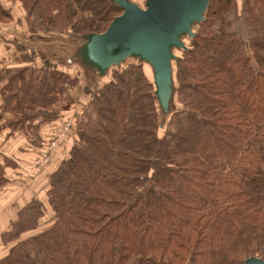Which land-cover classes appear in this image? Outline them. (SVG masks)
<instances>
[{"label": "trees", "instance_id": "1", "mask_svg": "<svg viewBox=\"0 0 264 264\" xmlns=\"http://www.w3.org/2000/svg\"><path fill=\"white\" fill-rule=\"evenodd\" d=\"M9 1L31 35L102 32L122 11L111 0ZM1 2L0 18L14 21ZM192 30L182 37L186 49H173L167 114L151 68L133 58L103 76L72 62L74 74L53 68L18 85L22 103L34 96L42 107L57 93L74 106L80 89L81 107L47 187L13 205L0 264L264 261V0H210ZM84 71L98 78L90 90ZM37 115L23 105L10 131ZM3 160L1 191L14 182L7 169L20 168Z\"/></svg>", "mask_w": 264, "mask_h": 264}, {"label": "water", "instance_id": "2", "mask_svg": "<svg viewBox=\"0 0 264 264\" xmlns=\"http://www.w3.org/2000/svg\"><path fill=\"white\" fill-rule=\"evenodd\" d=\"M210 0H111L122 11L102 32L81 35L82 43L72 55L99 76L128 58L148 64L152 71L155 95L163 114H167L174 93L171 62L173 49H186L183 36H194L192 28L205 19ZM244 264H264L251 257Z\"/></svg>", "mask_w": 264, "mask_h": 264}, {"label": "crops", "instance_id": "3", "mask_svg": "<svg viewBox=\"0 0 264 264\" xmlns=\"http://www.w3.org/2000/svg\"><path fill=\"white\" fill-rule=\"evenodd\" d=\"M13 23L14 22H11L9 24L10 27L0 23V146L4 149L11 150L6 153V155L18 163L19 167H22L25 172L29 173L30 170L28 168L31 167L30 161L35 151H37L36 149H38L40 145L42 147L44 146L46 140L45 136L48 135L49 131L52 129L51 124L53 122L54 113L56 112L57 116L61 117L65 116V113L68 114L71 108L70 98H64L63 95L57 93L59 99L56 102L53 101L47 107L39 105L34 96H30L22 103L21 94L17 90L18 85L26 84V81L31 77H43L46 75L47 70L53 68H58L59 70L74 74L73 72L77 67H73L75 69L70 71L71 65L69 60L66 64H61L58 67L49 66L50 60L54 55L52 51L53 42L48 40V38H50L49 36H52V33L31 35L23 25L22 28L20 25H17L18 27H11ZM39 41L43 44H38ZM55 58L58 60L57 57ZM85 72L86 71L82 72L83 77L86 74ZM16 73L20 76L21 84L16 83L18 82L17 78L10 79V77ZM68 93H70L69 90ZM50 96L53 95H49V97ZM23 105L31 108L32 114H38V117L32 124L29 126L26 125L24 127L25 129H14V131L12 130L13 132H11V128L9 127L10 119L14 117L15 113L20 108L23 109ZM57 159L58 156H56L52 162L56 163ZM19 172L21 174H19ZM6 174H8L7 176L13 179L14 182L4 186V192H10L13 187H15L14 191H16L19 188L18 186L21 188L24 187V189L26 186L30 193H34V191L36 193L40 192L37 189V183L27 179L26 173L23 172V175L22 170L7 169ZM19 178H21L22 181L18 184L19 181L16 179ZM16 202L17 201H13L11 205H8L11 209L9 214L10 217H5L3 221H0L1 231L8 226L9 220L14 217L15 209L19 206H13ZM5 211L6 209L2 210L0 213Z\"/></svg>", "mask_w": 264, "mask_h": 264}, {"label": "rangeland", "instance_id": "4", "mask_svg": "<svg viewBox=\"0 0 264 264\" xmlns=\"http://www.w3.org/2000/svg\"><path fill=\"white\" fill-rule=\"evenodd\" d=\"M1 1H2L1 3L4 5V7H6L5 9L9 10L12 13L11 17L15 16L17 18V19L15 18V20L12 21L14 23H13V25H11V27H13V26L18 27L17 25H20L22 28L23 24H20L19 21H21V23H22V20H23L22 19V17H23L22 13L23 12L21 10H20L21 12H19L18 8L15 6V3H13L12 1H9V0H1ZM134 2H136L138 5L142 6L144 3V0H134ZM18 16H19V18H18ZM0 23L5 24V26L10 27L9 24L11 22H8L4 18H0ZM49 37L50 38H48V40L53 42L52 51L54 53L53 58H51V60H50L49 66L58 67L61 64H66L68 60L70 61L69 63L71 64L72 63L71 59H72L73 53L75 52L76 48L82 43L81 36H72V35L70 36V35H66L64 33H52V36H49ZM38 44H43V43H40V41H39ZM55 57H57L58 60ZM132 62H133V60H130V59L127 61V63H132ZM73 67L74 66H71L70 69L71 70L75 69ZM145 68H146L147 72L151 74L150 67L145 66ZM85 73L86 74H85V77H83L81 86H82V89L87 88L90 90V89H92V87L97 85L98 78H97L96 73H93L92 71H86ZM75 95H77L75 97V100H76L74 103L75 105L71 106V103H70L71 108L68 111L69 113L68 114L65 113V116H63V117L59 116L55 120V126L54 127H56V125L58 123L59 124L57 125V127L61 126L66 120L71 121V124L69 126V130L67 131L68 133H67L66 137L63 138L64 139L63 142L62 143L61 142H59V143L55 142L53 150H51L49 152V157H48V160L46 162L42 161L41 159L39 160V157H41V155L44 153L45 149L41 152L35 151L34 156L32 157V159L30 161L31 167L28 168L30 170L29 173L25 172V170L22 167L18 168V170H22V174H23V172L26 173L27 178L28 179L30 178L29 179L30 181H35V183H37V189L39 191H42V190H44V188L47 187L46 181H47L48 177H46L45 175L49 172V170H51V167L54 165V163L52 161L55 159L56 156L61 157V155H63L65 153L67 146L70 145L71 142L73 141V133L75 132V126L77 124L76 120H77V117L79 115V108L81 107V104H80V106H78L79 104H77L76 102L79 98L81 99V97H82L81 90L76 89ZM53 97L55 99L54 102H56L59 99V96H57V94H53ZM63 97L65 98V95H63ZM70 102H71V100H70ZM57 127L54 129V134H53L55 141H57V140L59 141L60 139H62V136L57 135L59 132V130L57 131V129H58ZM36 150H38V149H36ZM10 151L11 150L4 149V148H2V146H0V163L2 166H5L4 160H3L5 157H8V159L11 160V158L8 155H6V153H8ZM52 163H53V165H52ZM19 174H21V173L19 172ZM16 180L19 181L18 184L22 181L21 178L16 179ZM18 187L19 188L16 191H14L15 187H13L12 190H10V192H8V191L4 192V191L0 190V212L2 210L6 209L5 212L0 213V221H3L5 219V217H7V218L10 217L9 214H10L11 209L8 207V205L10 203H13V201H17L16 205H18L22 198L28 197L30 195V192L26 186H25V189H24V187H22V188L20 186H18ZM23 189H24V191H23ZM33 194H36V192L34 191ZM49 218H45V219H49ZM1 230H2V228L0 227V231ZM3 252H4V249L2 248V245L0 244V254H2Z\"/></svg>", "mask_w": 264, "mask_h": 264}, {"label": "built area", "instance_id": "5", "mask_svg": "<svg viewBox=\"0 0 264 264\" xmlns=\"http://www.w3.org/2000/svg\"><path fill=\"white\" fill-rule=\"evenodd\" d=\"M70 124H71V121L70 120H67L66 121V123H65V125H63L60 129H58L59 130V132H58V134L57 135H60V136H62V139H60L59 141L57 140V141H55L54 140V136H53V134H54V129H51L50 131H49V142H48V145H47V148L45 149V151H44V153L41 155V157H39V160L41 159L42 161H47L48 160V157H49V152L51 151V150H53V147H54V145H55V142H63V138H65L66 137V135H67V131L69 130V126H70ZM57 130V131H58Z\"/></svg>", "mask_w": 264, "mask_h": 264}]
</instances>
